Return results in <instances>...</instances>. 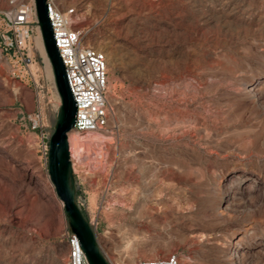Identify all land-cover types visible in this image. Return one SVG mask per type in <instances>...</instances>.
<instances>
[{
  "label": "rangeland",
  "instance_id": "374dc122",
  "mask_svg": "<svg viewBox=\"0 0 264 264\" xmlns=\"http://www.w3.org/2000/svg\"><path fill=\"white\" fill-rule=\"evenodd\" d=\"M69 1L109 62L103 140L71 149L105 259L264 264V0ZM30 44V70L0 52V264H68L42 155L62 100L41 31Z\"/></svg>",
  "mask_w": 264,
  "mask_h": 264
},
{
  "label": "built area",
  "instance_id": "2783aa9c",
  "mask_svg": "<svg viewBox=\"0 0 264 264\" xmlns=\"http://www.w3.org/2000/svg\"><path fill=\"white\" fill-rule=\"evenodd\" d=\"M7 3L8 8L0 13V52L7 59L16 57L30 70L35 63L30 43L35 32L40 30L35 0H7ZM47 9L54 40L64 61L69 88L78 110L74 132L88 135L105 130L110 118L107 53L94 42L92 26L79 27L81 14L72 1L47 0ZM48 142L49 138L42 133V155L45 159H48L50 152ZM89 222L97 231V225ZM66 242L68 264H89L72 231L67 232ZM138 264H181V257L172 254L163 259H146Z\"/></svg>",
  "mask_w": 264,
  "mask_h": 264
},
{
  "label": "water",
  "instance_id": "95a60500",
  "mask_svg": "<svg viewBox=\"0 0 264 264\" xmlns=\"http://www.w3.org/2000/svg\"><path fill=\"white\" fill-rule=\"evenodd\" d=\"M45 50L50 60L58 94L61 96L62 106L49 145L48 157L50 179L56 188L57 195L64 203L65 212L69 218L70 229L78 238L80 246L89 264H108L100 245H98L96 231L90 225L77 203L75 194V178H73V162L69 134L74 132L77 106L70 91L66 68L61 59L57 43L54 40V30L51 25L47 9V0H35Z\"/></svg>",
  "mask_w": 264,
  "mask_h": 264
},
{
  "label": "bare ground",
  "instance_id": "6f19581e",
  "mask_svg": "<svg viewBox=\"0 0 264 264\" xmlns=\"http://www.w3.org/2000/svg\"><path fill=\"white\" fill-rule=\"evenodd\" d=\"M39 31H41V30H39ZM42 42V41H41ZM49 61V60H48ZM193 116H194V114H193ZM98 132H95V133H91V134H88L87 136H85V137H82V138H78L81 142H86V143H89V144H92V143H94V142H96V141H102L103 140V137H101V136H98L99 134H97ZM97 134V135H96ZM74 133H71V134H69V144H70V149H72V151H74L75 149H74ZM76 139V138H75ZM77 139V140H78ZM105 139V138H104ZM74 141V142H73ZM79 141V142H80ZM105 141V140H104ZM79 145H83L82 143L81 144H79ZM77 147L78 146H76L75 148L77 149ZM82 148H83V146H82ZM80 151V150H79ZM74 153V152H73ZM151 235V234H150Z\"/></svg>",
  "mask_w": 264,
  "mask_h": 264
}]
</instances>
